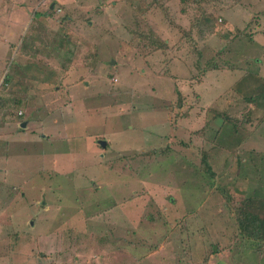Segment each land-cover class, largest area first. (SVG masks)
Here are the masks:
<instances>
[{"label": "rangeland", "instance_id": "374dc122", "mask_svg": "<svg viewBox=\"0 0 264 264\" xmlns=\"http://www.w3.org/2000/svg\"><path fill=\"white\" fill-rule=\"evenodd\" d=\"M0 96V264H264V0H0Z\"/></svg>", "mask_w": 264, "mask_h": 264}, {"label": "trees", "instance_id": "16d2710c", "mask_svg": "<svg viewBox=\"0 0 264 264\" xmlns=\"http://www.w3.org/2000/svg\"><path fill=\"white\" fill-rule=\"evenodd\" d=\"M150 33H153V31L150 29ZM27 40V39H26ZM28 43H32V41L30 40V41H28ZM164 44H166V42L164 41L163 42ZM7 81H8V78L6 77L5 78V80H4V84L5 83H7ZM4 84H2L3 86H4ZM0 99L1 100H3V98H2V96H0ZM0 100V101H1ZM22 98H16L15 100H14V102L16 103V104H18V105H21L22 104ZM207 160V159H206ZM207 166L208 167H210V165L209 164H207ZM224 193H225V196H226V198H227V201L230 203V204H232L233 206H235L236 207V209L237 208H239L240 207V211H239V213H238V211H237V213L239 214V215H243V216H245L244 218H246V221L248 222V221H251V219H255V221L256 220H258V218L256 219V218H254L253 216H257V215H254V214H252V213H247V214H245L243 211H242V209H243V207L246 205V202L248 203V204H251V202L248 200V199H246L245 197L244 198H239V199H236L233 195H231V194H227L225 191H224ZM241 202L243 203V204H241ZM231 205V206H232ZM238 205V206H237ZM241 205V206H240ZM232 206V207H233ZM251 224H252V222H251Z\"/></svg>", "mask_w": 264, "mask_h": 264}, {"label": "water", "instance_id": "95a60500", "mask_svg": "<svg viewBox=\"0 0 264 264\" xmlns=\"http://www.w3.org/2000/svg\"><path fill=\"white\" fill-rule=\"evenodd\" d=\"M26 122L22 123V126L25 127L26 126ZM100 144H102L104 147L107 145V142L106 141H100Z\"/></svg>", "mask_w": 264, "mask_h": 264}]
</instances>
